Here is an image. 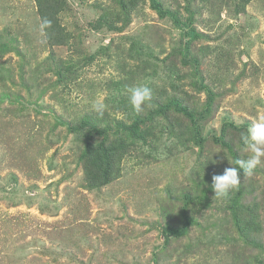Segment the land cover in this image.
Instances as JSON below:
<instances>
[{"label": "rangeland", "instance_id": "1", "mask_svg": "<svg viewBox=\"0 0 264 264\" xmlns=\"http://www.w3.org/2000/svg\"><path fill=\"white\" fill-rule=\"evenodd\" d=\"M64 1L71 50L42 42L34 0H0V264H264V158L227 199L211 188L264 116V0H157L162 16L150 0ZM103 12L124 28L99 29ZM136 84L153 90L139 114ZM118 122L104 144L127 145L121 175L90 188L82 147ZM184 208L188 233L166 238Z\"/></svg>", "mask_w": 264, "mask_h": 264}, {"label": "trees", "instance_id": "2", "mask_svg": "<svg viewBox=\"0 0 264 264\" xmlns=\"http://www.w3.org/2000/svg\"><path fill=\"white\" fill-rule=\"evenodd\" d=\"M37 8V12L39 14V18L41 20L42 17H47L52 21V25L48 28L47 31V44L51 48H60L61 46H67L68 48L73 49L74 47L69 44L72 36L67 31L65 26L62 24V18L64 17L67 6L64 0H34ZM151 6L158 12L159 15H168L169 13L160 7L157 3V0H150ZM250 2V0H242V4L246 5ZM126 10V6L123 4L122 7ZM104 16L102 19L100 18L97 21V27L100 29L101 27H105L110 31H121L124 27H115L114 21L124 18L127 19V14L122 15L120 13L114 14L116 18H113L114 21L107 15V13L103 12ZM116 23V22H115ZM122 26V25H121ZM73 53V51H70ZM75 52V51H74ZM87 56L81 58L83 62H86L85 59ZM55 58H53L54 61ZM54 66L59 71L60 78L63 76V72L61 68L65 70L71 71V64L67 63L66 60L60 58L57 62H55ZM158 107V106H157ZM166 107H173L176 112L183 113L190 118H193V114L189 113L186 107L182 106L176 100H171L167 103ZM167 108V109H168ZM166 108L164 106L158 107L156 110L151 111L150 117L161 115L165 113ZM136 117V118H135ZM134 118V122L131 125V133H134V136L137 132V127L140 124H143L145 121L139 118V115H136ZM133 118V119H134ZM88 123V122H86ZM116 131H113L110 126H102L100 127L102 130H98L94 136V138L88 139L86 144L83 145L82 151L79 156V161L84 165V173L87 181V185L90 188H99L105 186L115 180H117L121 175V163L125 157L127 152V145L123 142H113L110 143L109 146L104 144L105 139L111 136L121 137L124 135L127 126L124 123L118 122L116 125ZM69 130L74 134H79L82 131L81 126L72 125L68 123ZM102 138V139H101ZM93 139V140H92ZM226 147H228L231 152L230 145L226 142L223 143ZM236 161H238V157L234 152H231ZM243 175L241 174V177ZM238 201V196L234 197L231 201L230 205L233 206ZM236 212H233L235 217ZM182 224L180 227L172 228V227H164L162 233L168 235H172L175 237H183L188 233L189 227L193 224V220L186 215L185 208L182 210ZM234 222L238 225L245 226L239 217L234 218Z\"/></svg>", "mask_w": 264, "mask_h": 264}, {"label": "clouds", "instance_id": "3", "mask_svg": "<svg viewBox=\"0 0 264 264\" xmlns=\"http://www.w3.org/2000/svg\"><path fill=\"white\" fill-rule=\"evenodd\" d=\"M52 25V21L47 17H42L39 23L40 35L47 40V29ZM128 102L136 113H141L145 106H150L153 98V90L147 84H136L127 89ZM92 109L98 116H103L107 105L103 100L97 99L92 103ZM243 145L250 151L251 155L246 160H238V167L226 168L223 174L213 175L211 188L214 197L227 199L230 193L236 190L241 183V174L251 177L254 175L257 166L264 158V116H260L254 121L246 132L241 134Z\"/></svg>", "mask_w": 264, "mask_h": 264}]
</instances>
